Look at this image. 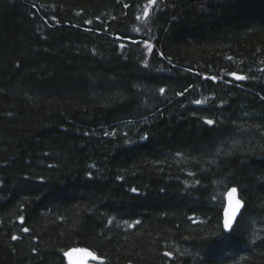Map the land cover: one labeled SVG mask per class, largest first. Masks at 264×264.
I'll use <instances>...</instances> for the list:
<instances>
[{
    "label": "trees",
    "instance_id": "16d2710c",
    "mask_svg": "<svg viewBox=\"0 0 264 264\" xmlns=\"http://www.w3.org/2000/svg\"><path fill=\"white\" fill-rule=\"evenodd\" d=\"M73 248L264 264V0H0V264Z\"/></svg>",
    "mask_w": 264,
    "mask_h": 264
},
{
    "label": "water",
    "instance_id": "95a60500",
    "mask_svg": "<svg viewBox=\"0 0 264 264\" xmlns=\"http://www.w3.org/2000/svg\"><path fill=\"white\" fill-rule=\"evenodd\" d=\"M235 188L237 191L235 193L232 192V189ZM239 200L241 202V207L236 213V216L233 220L232 226L230 228H225L226 231H230L232 227L234 226L238 216L240 215L243 207H244V202L240 199L239 196V190L237 187H231L227 193H226V202H225V207L223 211V226H224V220L227 217V215L231 214L232 208L235 206L236 201ZM68 258L70 260L71 264H88V261L91 259H96V255H94L91 251L86 250V251H79V250H71L68 253Z\"/></svg>",
    "mask_w": 264,
    "mask_h": 264
},
{
    "label": "snow or ice",
    "instance_id": "6c2138e0",
    "mask_svg": "<svg viewBox=\"0 0 264 264\" xmlns=\"http://www.w3.org/2000/svg\"><path fill=\"white\" fill-rule=\"evenodd\" d=\"M155 2H156V0H151V3L155 4ZM145 15L147 16V12L145 13ZM233 75H235V74H233ZM238 78H241L242 79L243 77H238ZM160 91H161V93H163L164 92V89H161ZM197 103H200V101H197ZM206 123L209 124V125H212L214 123V121L207 120ZM133 191H135V189H133ZM236 191L237 190L235 188L232 189V192L233 193H235ZM241 206H242L241 205V202L239 200H237L236 203H235V206L232 208L231 214L230 215H227V217L224 220V227L225 228H230L232 226V223H233V220H234V218L236 216V213H237V211L239 210V208ZM24 231L27 232L28 229L25 228ZM13 239H16V237H13ZM165 255L166 256H170L171 253H165Z\"/></svg>",
    "mask_w": 264,
    "mask_h": 264
}]
</instances>
